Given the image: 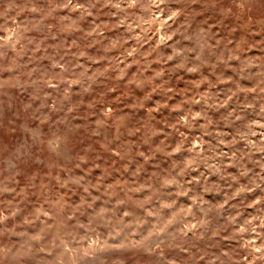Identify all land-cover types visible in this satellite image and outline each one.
<instances>
[{"label":"rangeland","instance_id":"obj_1","mask_svg":"<svg viewBox=\"0 0 264 264\" xmlns=\"http://www.w3.org/2000/svg\"><path fill=\"white\" fill-rule=\"evenodd\" d=\"M0 264H264V0H0Z\"/></svg>","mask_w":264,"mask_h":264}]
</instances>
